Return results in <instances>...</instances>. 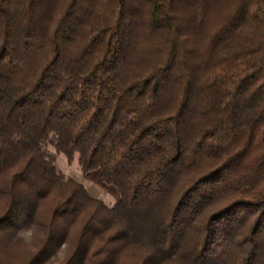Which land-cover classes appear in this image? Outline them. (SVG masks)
<instances>
[{
    "label": "trees",
    "instance_id": "16d2710c",
    "mask_svg": "<svg viewBox=\"0 0 264 264\" xmlns=\"http://www.w3.org/2000/svg\"><path fill=\"white\" fill-rule=\"evenodd\" d=\"M0 264H264V0H0Z\"/></svg>",
    "mask_w": 264,
    "mask_h": 264
},
{
    "label": "rangeland",
    "instance_id": "374dc122",
    "mask_svg": "<svg viewBox=\"0 0 264 264\" xmlns=\"http://www.w3.org/2000/svg\"><path fill=\"white\" fill-rule=\"evenodd\" d=\"M56 166L67 175L83 183L92 195L104 200L109 206L115 205L119 200L116 187L105 185L101 181L99 170L85 174L80 170L77 160L69 162L62 154L57 156ZM26 237L29 238L28 236Z\"/></svg>",
    "mask_w": 264,
    "mask_h": 264
}]
</instances>
